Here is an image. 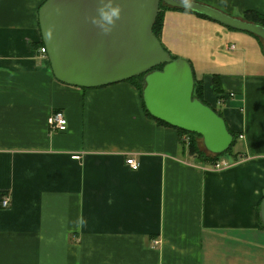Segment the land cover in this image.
<instances>
[{
    "label": "crops",
    "instance_id": "0c3cea01",
    "mask_svg": "<svg viewBox=\"0 0 264 264\" xmlns=\"http://www.w3.org/2000/svg\"><path fill=\"white\" fill-rule=\"evenodd\" d=\"M44 1L0 0V196L9 197L0 206V264H264L258 39L164 11L160 42L189 62L203 101L235 139L231 166L213 170L176 128L145 113L131 82L56 80L38 51ZM194 1L264 16V0ZM55 111L66 118L63 131L47 125Z\"/></svg>",
    "mask_w": 264,
    "mask_h": 264
},
{
    "label": "water",
    "instance_id": "95a60500",
    "mask_svg": "<svg viewBox=\"0 0 264 264\" xmlns=\"http://www.w3.org/2000/svg\"><path fill=\"white\" fill-rule=\"evenodd\" d=\"M160 4L203 15L219 24L254 34L264 41V27L190 0H120L121 18L110 34L88 20L97 0H45L38 10L41 39L51 72L59 82L78 88H97L144 75L142 99L155 119L200 135L206 151L222 155L233 142L224 119L193 96L194 76L189 62L172 59L153 34ZM161 70L154 69L159 65ZM264 228V196L259 205Z\"/></svg>",
    "mask_w": 264,
    "mask_h": 264
},
{
    "label": "trees",
    "instance_id": "16d2710c",
    "mask_svg": "<svg viewBox=\"0 0 264 264\" xmlns=\"http://www.w3.org/2000/svg\"><path fill=\"white\" fill-rule=\"evenodd\" d=\"M168 9H175V8H170L168 6H165L163 4H160L159 6V10H158V13L156 15V19H155V22L153 24V27H152V32L153 34L160 40V34H161V29H162V24H163V15H164V11L165 10H168ZM180 10V9H178ZM182 11H186V10H182ZM190 12V11H188ZM196 14V13H195ZM249 14V13H248ZM199 15L200 17H204V18H207L203 15H200V14H197ZM243 19L245 21H248V22H251V23H255V24H258V25H261L264 27V16L262 15H259V14H253L251 16L249 15H244ZM249 33V32H248ZM251 34V33H250ZM254 35V34H252ZM257 39H258V42L260 43V45L262 46V50L264 52V41L259 38L258 36L254 35ZM162 44V43H161ZM163 46V45H162ZM40 47H44V44L41 40V43L39 44V48ZM163 48L166 50V48L163 46ZM167 51V50H166ZM168 52V51H167ZM169 53V52H168ZM171 58L172 59H176L177 57L175 56H172L170 54ZM163 67V64L162 65H159L158 67L154 68V69H157V70H161ZM144 75H139V76H136V77H133L131 79H128L126 81L128 82H131L132 84H134L139 92V96H140V99H141V103H142V106H143V109L145 111V113L150 116L151 118H153L148 112L147 110L145 109V106H144V102H143V99H142V89H143V86H144ZM214 88L216 90H218V88L215 86V79H214ZM193 96L194 97H197L199 100H201L202 102L203 99H202V84L201 82L199 81H196L195 78H194V89H193ZM205 103V102H204ZM206 104V103H205ZM216 112V111H215ZM217 113V112H216ZM155 119V118H153ZM163 124H167L163 121H160L158 119H155ZM169 125V124H167ZM180 134H188L190 140H189V144H188V150L190 153H193L195 154L198 158H200L203 162H206V163H213L215 162L216 160H218L221 156L220 155H213V154H210L208 152H205V151H202V150H199L197 147H196V143H195V138L196 137H200V135L194 133V132H188V131H185V130H182V129H179V128H176ZM233 136V135H232ZM201 138V137H200ZM234 137H233V142L231 144V146L229 147V149L226 151V152H230L233 145H234ZM263 198V197H262ZM262 200V199H261ZM260 200V202H261ZM260 202L258 204V215H259V205H260Z\"/></svg>",
    "mask_w": 264,
    "mask_h": 264
},
{
    "label": "clouds",
    "instance_id": "9594fccd",
    "mask_svg": "<svg viewBox=\"0 0 264 264\" xmlns=\"http://www.w3.org/2000/svg\"><path fill=\"white\" fill-rule=\"evenodd\" d=\"M98 7L95 14L88 17L89 22L102 34L108 35L121 18L122 8L120 0H97ZM186 7L190 6V0H181Z\"/></svg>",
    "mask_w": 264,
    "mask_h": 264
},
{
    "label": "built area",
    "instance_id": "2783aa9c",
    "mask_svg": "<svg viewBox=\"0 0 264 264\" xmlns=\"http://www.w3.org/2000/svg\"><path fill=\"white\" fill-rule=\"evenodd\" d=\"M38 51L40 54L46 55L45 47H40ZM47 125L52 130H59V131L65 130L66 126H67V121H66V118H65L63 112L62 111H55L52 114H50L47 118ZM189 140H190V138H189L188 134H185V136H183V142H184L185 146H188ZM126 164L132 170H137V168H138V162H136L133 158H127ZM209 166L213 170H222V169H226V168L230 167L231 165L225 160L218 159L213 163H209ZM0 206L2 208H7L9 206V197L7 195L0 196ZM155 244H156V242H155Z\"/></svg>",
    "mask_w": 264,
    "mask_h": 264
},
{
    "label": "rangeland",
    "instance_id": "374dc122",
    "mask_svg": "<svg viewBox=\"0 0 264 264\" xmlns=\"http://www.w3.org/2000/svg\"><path fill=\"white\" fill-rule=\"evenodd\" d=\"M182 135L185 136V133H183ZM195 143H196V147L199 150L207 152L206 149L204 148L203 144H202V139L200 137L195 138ZM220 156L223 157L224 160L229 159V153L228 152H225Z\"/></svg>",
    "mask_w": 264,
    "mask_h": 264
}]
</instances>
